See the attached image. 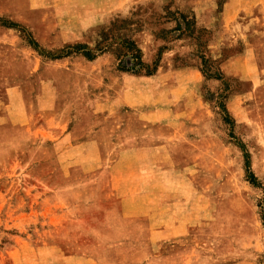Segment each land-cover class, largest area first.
<instances>
[{
  "label": "rangeland",
  "instance_id": "rangeland-1",
  "mask_svg": "<svg viewBox=\"0 0 264 264\" xmlns=\"http://www.w3.org/2000/svg\"><path fill=\"white\" fill-rule=\"evenodd\" d=\"M94 27L79 51L98 63L80 54L42 74L58 91L53 113L80 123L77 134L79 111L90 112L95 131L79 137L96 141L101 162L86 164L82 147L57 146L50 132L0 126V264H264V0H134ZM39 79L15 83L29 104ZM131 84L140 94L125 98ZM116 96L161 117L142 128L119 105L124 135L177 142L184 160L170 183L180 193L167 198L202 209L182 241L148 243L145 221L122 216L111 193L110 172L137 166L113 163L114 116L94 115Z\"/></svg>",
  "mask_w": 264,
  "mask_h": 264
},
{
  "label": "crops",
  "instance_id": "crops-1",
  "mask_svg": "<svg viewBox=\"0 0 264 264\" xmlns=\"http://www.w3.org/2000/svg\"><path fill=\"white\" fill-rule=\"evenodd\" d=\"M132 2L134 0H0V18L24 27L40 48L59 50L76 44L90 46L93 42L92 28L102 23L107 16L122 12ZM77 56L80 54L44 59L21 36L19 28L0 25V126L23 128L25 131L35 128V131L42 133L50 132L57 146L77 149L82 147L84 153L77 158L82 159L86 164L91 161L101 162L95 153L98 151L96 141H84L79 137L95 131L89 126V117L88 122L84 117L85 114L91 115L90 112L86 109L79 111L78 114L83 115V126L81 135L77 134L80 123L71 125L73 119L62 120L53 113L58 91L54 79L44 78L42 74L44 66L62 65L63 61H69ZM101 56L97 55L92 60L83 58L86 64H93L98 63ZM125 77L130 82H139L134 76ZM37 78H40L41 85L33 103L29 104L24 89L15 83H24ZM145 81L163 83L160 76L148 77ZM159 92L161 96L178 93L177 89L166 91L163 87ZM139 94L138 86L133 84L126 85L123 91L125 98L127 95L132 99V96ZM110 103H112L110 112L104 103L102 104L104 107L94 111V115L100 116L106 112L107 115L114 116L112 118L115 122L112 130L113 136L116 137L114 143L119 146V142L122 149L118 150L112 161L114 164H137L136 169L133 170L110 172L111 193L118 197L121 203L122 216L144 220L148 228L147 242L150 244L160 241H182L189 227L200 223L202 209L197 208L196 204L184 209L177 197L170 202L167 198L170 194L174 193L178 196L180 193L178 188H172L170 183L172 178L180 177V171L172 169L173 165L184 160L180 158L177 142L171 138L170 141L163 139L162 134L149 141L147 138L152 134H147V129L144 130L143 137L134 138L129 133L124 135L123 118L116 117L122 112H118L119 105H128L136 109V115L145 121L142 128H147L145 126L155 123L153 122L155 120L160 121L161 117L144 109L138 112L136 103L126 101L122 96H116V99ZM36 114L39 119H35ZM32 122H35L34 126H30ZM96 132L101 136L103 130L99 129Z\"/></svg>",
  "mask_w": 264,
  "mask_h": 264
},
{
  "label": "trees",
  "instance_id": "trees-1",
  "mask_svg": "<svg viewBox=\"0 0 264 264\" xmlns=\"http://www.w3.org/2000/svg\"><path fill=\"white\" fill-rule=\"evenodd\" d=\"M0 25H4V26H9V27H17L20 29V31H22L23 33H26V40L29 43V45L35 49L40 55H44L45 57L49 58V59H57V58H62V57H66L72 54H81L84 58L88 59V60H92L96 57L95 54H90V53H85V52H80L79 50L81 48H83L84 45L81 44H76V45H70V46H66L62 49L57 50L56 53L51 52V51H46L42 48H40V46L38 45V43L32 38L31 34L29 32L26 31V29L16 23L7 21L3 18H0ZM85 47V46H84ZM133 59H136L138 61V64H141L140 60H139V56H132ZM152 73V71L147 72L148 75H150ZM252 177V174H251Z\"/></svg>",
  "mask_w": 264,
  "mask_h": 264
}]
</instances>
